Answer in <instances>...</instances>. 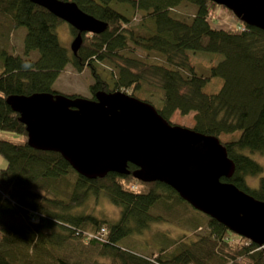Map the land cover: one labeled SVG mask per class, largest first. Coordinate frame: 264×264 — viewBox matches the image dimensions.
Instances as JSON below:
<instances>
[{
  "label": "trees",
  "instance_id": "trees-1",
  "mask_svg": "<svg viewBox=\"0 0 264 264\" xmlns=\"http://www.w3.org/2000/svg\"><path fill=\"white\" fill-rule=\"evenodd\" d=\"M72 1L107 23L101 33H82L76 53L59 42L61 19L30 0H0V14L11 20L12 28H26L23 56L0 48V132L7 135L0 139L6 159L0 168V264H264V245L238 235L237 241L231 239L233 232L212 218L209 226L217 238L212 244L192 241L186 233L171 244L158 241L159 250L149 254L119 244L161 220L150 212L153 206L165 205L171 194L180 200L179 195L164 183L137 180L132 164L129 174H78L59 152L28 144L25 125L6 101L12 94L61 93L53 83L67 65L75 72L90 69L93 96L121 90L139 98L145 84H158L159 114L173 124L175 111L192 113L191 128L218 137L234 162L233 175L221 180L264 201V167L249 155H264V30L210 0ZM181 2L195 8L189 18L172 12ZM119 6L140 12L138 22ZM218 8L234 18L236 28L211 25ZM32 51H37L36 59L29 57ZM138 51L147 54L141 57ZM189 51L216 53L222 59L202 75L191 64ZM97 60L111 64L110 80L96 70ZM212 77H221L222 85L206 93L203 85ZM141 100L151 103L145 96ZM225 135L236 137L222 140ZM259 175V185L251 187L247 179L255 181ZM98 198L119 209L117 220L94 212L89 203Z\"/></svg>",
  "mask_w": 264,
  "mask_h": 264
},
{
  "label": "water",
  "instance_id": "water-1",
  "mask_svg": "<svg viewBox=\"0 0 264 264\" xmlns=\"http://www.w3.org/2000/svg\"><path fill=\"white\" fill-rule=\"evenodd\" d=\"M77 30L70 44L76 53L82 33H101L103 20L72 0H30ZM245 24L264 30V0H210ZM25 125L28 144L54 150L80 175L129 174L142 182L171 187L196 210L231 232L264 245V201L238 189L229 179L235 165L219 138L168 123L149 102L123 91L95 93V99L35 92L6 99Z\"/></svg>",
  "mask_w": 264,
  "mask_h": 264
},
{
  "label": "rangeland",
  "instance_id": "rangeland-1",
  "mask_svg": "<svg viewBox=\"0 0 264 264\" xmlns=\"http://www.w3.org/2000/svg\"><path fill=\"white\" fill-rule=\"evenodd\" d=\"M121 12L125 15L131 16L134 18V21L138 22L140 17V12L133 11L132 9L126 6H119ZM195 8L189 2H181L178 6L173 9V13L181 15L180 17L189 18L193 14ZM211 23L216 27H230L236 21L234 18L226 13H223L220 9L216 10V15L213 19H210ZM57 36L59 42L62 46L70 48V43L74 38V34L70 29V25L62 21L58 24L56 28ZM26 33V28L20 26L18 28H12L11 20L0 14V48L5 49L8 53L14 55H24V44L23 39ZM189 60L193 64L196 70L202 74L207 75L210 66L218 63L222 59V55L216 53L208 52H188ZM146 52L138 51L139 56L146 55ZM29 57L36 59L37 51H32L29 54ZM151 60L154 61L157 58H154L152 54H149ZM110 67L111 64L104 60L96 61V70L101 73L105 79L110 80ZM68 66L66 70L61 73L56 82L53 84V89L64 94L76 93L79 96L86 98H91L92 93L90 91V84L93 82L92 74L89 68H85L81 72L72 71L73 68ZM221 77H212L203 85V91L206 93H215L217 92L222 85ZM153 83V81H152ZM145 89L142 95H139V98H148L152 105L155 108H159L161 105L160 102V89L158 84L143 86ZM171 121L173 124L181 125L184 127L191 128L194 123L192 113L189 115H181L178 111H175L171 116ZM7 137V135L0 132V139ZM234 136H222V140H228L235 138ZM250 157L261 164L264 167V155L260 153H249ZM6 166V159L0 154V168ZM263 175L256 177L255 181L252 177H249L247 180L249 184L252 182L251 187H257L259 185V179ZM172 198L166 199V203H160L153 206L150 211L156 216H160L162 219L158 221H153L150 223L147 229L144 230L141 234L132 235L125 237L119 244L127 246L131 250L142 253L149 254L151 252L158 251L159 246L162 244L158 241H164L168 244H171V241H179L183 239L182 233L188 234L186 237L192 241H205L213 243V240L217 238L211 234L212 228L209 226V216L196 210L186 201L181 202L182 199H174V196L171 194ZM95 202V203H94ZM91 206L94 204V212L97 214L102 213L107 218L112 219L113 221L117 220L119 217V209L113 206L106 198H98L91 200L89 203ZM162 204V205H161ZM191 207V208H190ZM237 234L232 233L229 235L231 239L238 240L236 237ZM240 236V235H238ZM242 237V236H241ZM234 242V241H233ZM260 246V245H259ZM263 246V245H262ZM76 248L80 246L74 245ZM200 254V253H199Z\"/></svg>",
  "mask_w": 264,
  "mask_h": 264
},
{
  "label": "crops",
  "instance_id": "crops-1",
  "mask_svg": "<svg viewBox=\"0 0 264 264\" xmlns=\"http://www.w3.org/2000/svg\"><path fill=\"white\" fill-rule=\"evenodd\" d=\"M220 8H218V10H219ZM222 11V10H221ZM223 13H225L224 11H222ZM63 21V20H62ZM211 23V22H210ZM236 24H237V22H236ZM211 25L213 26V27H216V26H214L212 23H211ZM237 27V25H233V26H230V28H236ZM216 28H227V27H216ZM78 33V32H77ZM87 33H89V32H87ZM75 37V36H74ZM74 39V38H73ZM72 42V41H71ZM71 44V43H70ZM68 49H70L71 50V48H68ZM68 66H70V65H67V67ZM66 67V68H67ZM71 67V66H70ZM72 69V68H71ZM84 70V69H83ZM72 71H74V70H72ZM58 78V77H57ZM56 78V79H57ZM55 82H56V80H55ZM54 82V83H55ZM53 83V84H54ZM116 91H121V90H116ZM105 92H107V91H105ZM111 92H114V91H111ZM61 94H63V93H61ZM71 94H73V93H71ZM65 95H67L68 96V94H65ZM70 97V96H69ZM78 97H83V96H78ZM93 97V98H92ZM92 97L91 98H88V99H95V94H94V96L92 95ZM76 98V97H75ZM84 98H86V97H84ZM139 99V98H138ZM141 100V99H140ZM142 182V181H141ZM155 182V181H154ZM158 182V181H157ZM180 197V196H179ZM182 199V198H181ZM183 200V199H182ZM189 204V203H188Z\"/></svg>",
  "mask_w": 264,
  "mask_h": 264
}]
</instances>
